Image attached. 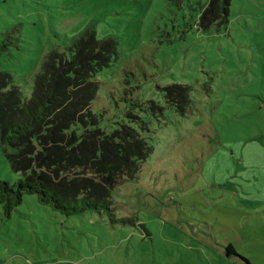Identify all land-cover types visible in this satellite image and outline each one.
Wrapping results in <instances>:
<instances>
[{"label": "rangeland", "instance_id": "1", "mask_svg": "<svg viewBox=\"0 0 264 264\" xmlns=\"http://www.w3.org/2000/svg\"><path fill=\"white\" fill-rule=\"evenodd\" d=\"M208 2L0 0V71L23 99L45 54L90 27L117 42L91 112L152 147L111 191L115 217L136 224L25 194L10 216L0 205V264H264V0H229L202 26ZM172 84L189 88L182 113L165 100ZM22 177L0 146V179Z\"/></svg>", "mask_w": 264, "mask_h": 264}, {"label": "trees", "instance_id": "2", "mask_svg": "<svg viewBox=\"0 0 264 264\" xmlns=\"http://www.w3.org/2000/svg\"><path fill=\"white\" fill-rule=\"evenodd\" d=\"M228 2L209 0L202 26L220 12L227 15ZM116 53L114 39H99L87 27L65 50L45 54L29 99L22 98L10 74L0 71V146L11 170L23 176L15 182L0 179L5 216L25 194H34L38 202L64 215L92 210L106 213L112 224L137 223L135 218L115 217L111 191L136 177L152 147L127 124L106 133L90 109L99 88L94 74ZM164 91L166 102L182 113L190 100L188 86L172 84ZM150 105L156 108L154 102ZM226 253L236 254L230 244Z\"/></svg>", "mask_w": 264, "mask_h": 264}]
</instances>
